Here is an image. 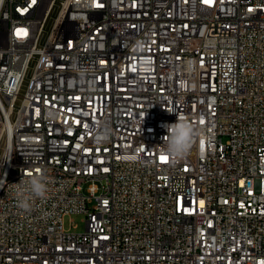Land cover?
I'll list each match as a JSON object with an SVG mask.
<instances>
[{
    "label": "built area",
    "instance_id": "built-area-1",
    "mask_svg": "<svg viewBox=\"0 0 264 264\" xmlns=\"http://www.w3.org/2000/svg\"><path fill=\"white\" fill-rule=\"evenodd\" d=\"M49 2L0 0V264H264V0H65L39 42ZM16 20L46 54L4 42ZM177 117L198 134L173 160Z\"/></svg>",
    "mask_w": 264,
    "mask_h": 264
},
{
    "label": "clouds",
    "instance_id": "clouds-1",
    "mask_svg": "<svg viewBox=\"0 0 264 264\" xmlns=\"http://www.w3.org/2000/svg\"><path fill=\"white\" fill-rule=\"evenodd\" d=\"M142 42H137L139 48ZM72 69L78 73V81H88V88L95 89V82L89 81V73L77 62H73ZM166 135L162 138L164 153L173 160H180L189 153L194 138L198 132L195 127L187 120L177 117L176 122L164 125ZM110 135V129L102 127L97 133L99 140H107ZM48 177L40 170L34 174L23 177L17 183V207L24 212L32 210V201L35 198H44L47 193Z\"/></svg>",
    "mask_w": 264,
    "mask_h": 264
},
{
    "label": "bare ground",
    "instance_id": "bare-ground-1",
    "mask_svg": "<svg viewBox=\"0 0 264 264\" xmlns=\"http://www.w3.org/2000/svg\"><path fill=\"white\" fill-rule=\"evenodd\" d=\"M65 0H53L51 3L45 23L43 27L40 30L39 33V42H41L51 24L53 19L55 18V15L58 13V10L60 7H62ZM3 12H11V5H3ZM21 31V34H28L27 35V42L28 44H35V51H37V54H46V47H42V44H36L37 42V36H38V27H31L30 31H28V27H25V20H16L8 23L7 26V34L4 35V42H11V46L14 47V49H27V42L20 41L19 37H11V35H18V33ZM13 119V113L6 114V124L5 126H9L10 122ZM2 137V128L0 125V149L3 146V139Z\"/></svg>",
    "mask_w": 264,
    "mask_h": 264
},
{
    "label": "rangeland",
    "instance_id": "rangeland-1",
    "mask_svg": "<svg viewBox=\"0 0 264 264\" xmlns=\"http://www.w3.org/2000/svg\"><path fill=\"white\" fill-rule=\"evenodd\" d=\"M65 231L81 234L85 228V217L82 214L68 215L63 218Z\"/></svg>",
    "mask_w": 264,
    "mask_h": 264
},
{
    "label": "snow or ice",
    "instance_id": "snow-or-ice-1",
    "mask_svg": "<svg viewBox=\"0 0 264 264\" xmlns=\"http://www.w3.org/2000/svg\"><path fill=\"white\" fill-rule=\"evenodd\" d=\"M162 159H163V157H162Z\"/></svg>",
    "mask_w": 264,
    "mask_h": 264
}]
</instances>
